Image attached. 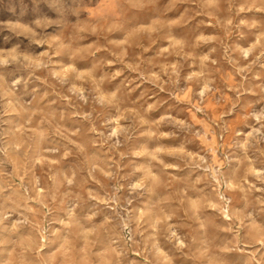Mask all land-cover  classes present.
Segmentation results:
<instances>
[{"label": "clouds", "instance_id": "clouds-1", "mask_svg": "<svg viewBox=\"0 0 264 264\" xmlns=\"http://www.w3.org/2000/svg\"><path fill=\"white\" fill-rule=\"evenodd\" d=\"M0 264H264V0H0Z\"/></svg>", "mask_w": 264, "mask_h": 264}]
</instances>
